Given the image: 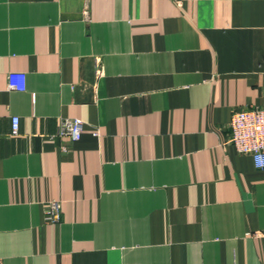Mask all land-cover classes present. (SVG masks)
<instances>
[{
  "label": "crops",
  "instance_id": "1",
  "mask_svg": "<svg viewBox=\"0 0 264 264\" xmlns=\"http://www.w3.org/2000/svg\"><path fill=\"white\" fill-rule=\"evenodd\" d=\"M263 104L264 0H0L4 264H264Z\"/></svg>",
  "mask_w": 264,
  "mask_h": 264
},
{
  "label": "built area",
  "instance_id": "2",
  "mask_svg": "<svg viewBox=\"0 0 264 264\" xmlns=\"http://www.w3.org/2000/svg\"><path fill=\"white\" fill-rule=\"evenodd\" d=\"M26 75L23 72L9 71L7 83L10 90H25ZM20 120L12 117V134L19 133ZM230 136L224 145H233L241 154H250L257 167L264 168V104L241 108L233 112L230 122ZM83 121L78 118H61L58 133L61 137L77 140L81 137ZM61 219V204L58 200L50 201L45 206L44 220L56 222ZM0 264H4L0 256Z\"/></svg>",
  "mask_w": 264,
  "mask_h": 264
}]
</instances>
